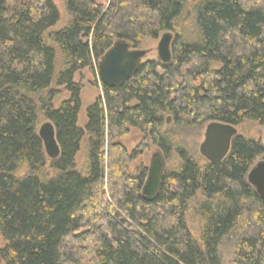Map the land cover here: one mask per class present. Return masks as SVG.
I'll use <instances>...</instances> for the list:
<instances>
[{"label": "trees", "instance_id": "obj_1", "mask_svg": "<svg viewBox=\"0 0 264 264\" xmlns=\"http://www.w3.org/2000/svg\"><path fill=\"white\" fill-rule=\"evenodd\" d=\"M188 2L64 0L69 22L53 32L52 0H0V264H264V200L247 183L264 146L237 135L212 165L184 136L213 122L264 123V0H200L187 38L176 28ZM165 33H177L171 62L143 61L118 88L100 83L81 127L74 76H96L116 42L137 49ZM56 53L55 86L70 95L57 109ZM40 118L54 127L56 160ZM130 130L178 161L151 202L147 171L128 173L136 153L120 141ZM83 141L85 172L75 163ZM195 201L199 240L186 222Z\"/></svg>", "mask_w": 264, "mask_h": 264}, {"label": "water", "instance_id": "obj_2", "mask_svg": "<svg viewBox=\"0 0 264 264\" xmlns=\"http://www.w3.org/2000/svg\"><path fill=\"white\" fill-rule=\"evenodd\" d=\"M172 40V34L165 33L158 41L157 60L162 64L171 62L170 47ZM146 56L147 51L134 49L122 41L116 42L97 65V76L100 83L109 88H118L133 77ZM37 134L43 144L46 157L49 160L59 158L60 149L56 142L53 125L50 122L43 123ZM237 135V129L231 125L217 122L208 124L205 127L203 140L199 145V155L209 164L221 163L229 154L231 142ZM165 172V159L160 151H156L151 156L142 188L141 194L145 201L151 202L156 198ZM247 183L264 200V160L258 161L252 166L247 175Z\"/></svg>", "mask_w": 264, "mask_h": 264}, {"label": "rangeland", "instance_id": "obj_3", "mask_svg": "<svg viewBox=\"0 0 264 264\" xmlns=\"http://www.w3.org/2000/svg\"><path fill=\"white\" fill-rule=\"evenodd\" d=\"M95 3L106 6L108 0H94ZM200 0H189L187 5V10L185 15L177 24L176 32L180 34H184L187 38L190 37L192 33V5L194 3L199 2ZM55 7L58 10L60 15L59 23L52 29V31H57L63 28L68 22V16L65 11L64 7V0H52ZM191 32V33H190ZM172 37L176 36L177 33H171ZM161 37V36H160ZM157 40H145L137 49L147 51V56L144 58V62L149 60H157V53L156 48L158 41ZM61 70V59L59 54L56 53V70H55V77H54V85L52 86L53 89L58 91V96L53 100V106L55 109L59 107V105L63 101H67L70 99V95L64 91V88H56L55 83L57 80V76ZM95 74H91L88 70H83L78 72L74 78L73 83L80 87V100H81V109L79 114V125L81 127L84 126L86 123V110L89 106L95 103V101L101 97V88H100V81L97 76V69L95 70ZM46 121L43 118H40V121L37 125V131L39 127L45 123ZM170 123V120L167 124ZM238 135H241L247 139L254 140L260 142L264 146V123H244L241 126L237 127ZM205 127L199 129H191L190 131L184 133L185 136V144L186 147L189 148L190 152L200 161L203 158L199 155V145L203 140ZM142 140V136L136 132L135 130H130L127 137L120 141V144L123 148L127 151L128 154L136 153L135 159L130 163L128 168V173L134 175L138 170L145 169L147 171L150 163L151 156L158 151L157 148L153 147L151 144L147 143L146 147H141L140 143ZM261 161V159L257 160ZM166 162V170L173 169L178 165L177 159L172 156L169 160H165ZM76 168L81 171L85 172L86 169V143L83 141L81 143L80 152L77 154L75 158ZM46 176H50V172L48 168L45 170ZM45 174V173H44ZM147 176V175H146ZM197 201H195L188 209L186 214V222L191 234L199 240L201 235V230L203 227V221L200 219L199 215L195 210V205ZM1 246V242H0Z\"/></svg>", "mask_w": 264, "mask_h": 264}]
</instances>
